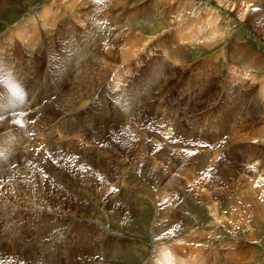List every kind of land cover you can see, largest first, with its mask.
<instances>
[{"label": "rangeland", "instance_id": "rangeland-1", "mask_svg": "<svg viewBox=\"0 0 264 264\" xmlns=\"http://www.w3.org/2000/svg\"><path fill=\"white\" fill-rule=\"evenodd\" d=\"M57 3L0 0V264H264V0Z\"/></svg>", "mask_w": 264, "mask_h": 264}, {"label": "bare ground", "instance_id": "bare-ground-1", "mask_svg": "<svg viewBox=\"0 0 264 264\" xmlns=\"http://www.w3.org/2000/svg\"><path fill=\"white\" fill-rule=\"evenodd\" d=\"M81 1H82V0H59V2H58L59 4H58V3H57V0H56V3L58 4V7H59V8L64 7V8H66V9H73V10H75L74 8H75L76 6H78V4L81 3ZM88 1H89V0H87V2H88ZM54 5H55V3L48 4L49 7H48V6H45L46 9L43 10L45 13H44V12H43V13L46 14V10H49V11H50V10L53 8L52 6H54ZM44 16H45V15H44ZM47 17H48V14H47ZM45 18H46V16H45ZM30 20H33V18H31ZM29 22H30V21H29ZM42 22H43V21H42ZM45 22H47V23H45ZM45 22L40 23V24H41L40 26H41L42 28H46V26L48 25V21H45ZM56 24H57V23H56ZM30 25H31V24H30ZM28 27H29V26H28ZM41 27H40V28H41ZM40 28H39V30H40ZM97 28H98V26L95 25L94 28L92 29V30L94 31V33H90V35H91V34H95L96 31L98 30ZM25 29H26V28H24V32H25ZM16 32H17V31H16ZM20 32H21V31H20ZM20 32H19V33H20ZM26 32H27V33H28V32L31 33L32 30H30V31H26ZM90 32H91V31H90ZM22 33H23V32H22ZM27 33H25L22 37L27 36ZM32 33H35V32H32ZM35 34H37V33H35ZM81 34H82V33H81ZM88 34H89V33H88ZM19 35H20V34H19ZM90 35H89V36H90ZM28 36H29V35H28ZM31 37H32V36H31ZM60 37H61V36H60ZM72 38H73V37H72ZM17 39H18V38H17ZM33 39H34V38H33ZM33 39H32V40H33ZM70 40H71V39H70ZM25 41H26V40H25ZM27 42H30L29 39H27ZM61 42H62V41H61ZM19 43H20V42H19ZM30 43H31V42H30ZM61 44H62V43H61ZM72 53H73V52H72ZM130 53H131V52H130ZM131 54H132V53H131ZM74 65H75V64H74ZM16 89H17V88H16ZM28 90L31 91L32 89L29 87ZM263 94H264V93H263ZM263 96H264V95H263ZM16 99H17V100L20 102V104H21V100H22V98L17 96ZM23 100H24V99H23ZM19 102H15V105H16V103H18V105H20ZM6 104H8V103H6ZM9 104L13 105V102H11V103H9ZM16 109H17V108H16ZM21 113H22V112H21ZM36 130H37V132H38V129H36ZM52 133H54V131H52L50 134H52ZM29 139H30V138H29ZM2 152L4 153L5 151L2 150ZM5 160H6V159H5ZM10 226H11V225H10ZM12 226H13V225H12ZM13 228H14V226H13ZM14 230H15V228H14ZM37 243H38V242H37ZM39 244H40V243H38V246H39ZM33 247H34V246H33ZM30 248H32V247H30ZM35 249H36V248H35ZM35 249H34V250H35ZM36 250H37V249H36ZM161 252H162V251H161ZM163 252H166V251L163 250ZM163 255H164V262H165V264H168V263L170 262V259H169L168 255H167V253H166V254L163 253ZM50 258H51V257H50Z\"/></svg>", "mask_w": 264, "mask_h": 264}, {"label": "snow or ice", "instance_id": "snow-or-ice-1", "mask_svg": "<svg viewBox=\"0 0 264 264\" xmlns=\"http://www.w3.org/2000/svg\"><path fill=\"white\" fill-rule=\"evenodd\" d=\"M3 119V117H0V120H2Z\"/></svg>", "mask_w": 264, "mask_h": 264}]
</instances>
